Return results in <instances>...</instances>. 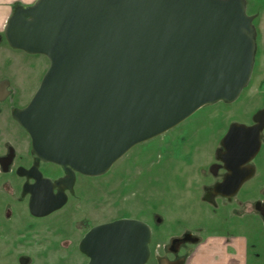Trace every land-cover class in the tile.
<instances>
[{
    "label": "water",
    "instance_id": "water-1",
    "mask_svg": "<svg viewBox=\"0 0 264 264\" xmlns=\"http://www.w3.org/2000/svg\"><path fill=\"white\" fill-rule=\"evenodd\" d=\"M254 19L245 0H37L16 6L4 30L8 46L42 55L49 66L28 105L13 116L29 134L36 160L65 174L49 185V194L33 192L31 204L55 205L30 206L32 215L63 207L66 195L52 194L53 188L73 183L75 173L104 175L132 148L202 107L235 102L253 72ZM263 130L264 108L251 125L229 126L216 153L226 174L208 201L231 199L253 176ZM151 235L143 221L117 219L90 228L78 251L84 264H147Z\"/></svg>",
    "mask_w": 264,
    "mask_h": 264
},
{
    "label": "rangeland",
    "instance_id": "rangeland-1",
    "mask_svg": "<svg viewBox=\"0 0 264 264\" xmlns=\"http://www.w3.org/2000/svg\"><path fill=\"white\" fill-rule=\"evenodd\" d=\"M245 1L247 14L255 16L256 52L251 79L239 98L202 107L170 131L132 148L104 175L79 177L68 205L36 222L26 242L18 240L23 231L0 236V264H17L20 254L28 255L31 264H84L87 259L77 249L84 234L122 218L149 225L152 256L177 239L186 242L189 235L200 244L236 236L244 237V264H264V222L251 207L263 202L264 165L259 163L254 178L232 199L218 197L213 204L205 199L215 180L209 168L229 126L252 124L264 108V0ZM48 66L42 55L0 44V78L13 81L22 98L35 93ZM262 138L261 155L264 130ZM148 264H154L152 259Z\"/></svg>",
    "mask_w": 264,
    "mask_h": 264
},
{
    "label": "flooded vegetation",
    "instance_id": "flooded-vegetation-1",
    "mask_svg": "<svg viewBox=\"0 0 264 264\" xmlns=\"http://www.w3.org/2000/svg\"><path fill=\"white\" fill-rule=\"evenodd\" d=\"M3 41L7 44L4 33L0 36V44ZM13 83L14 82L8 78H0V236H7L12 233H17L18 231H23L24 235H20V239H18L22 240L19 242L22 244L26 242L25 238H27L29 234L31 235V232H33L37 226L36 222L51 216L68 205L69 199L75 196L78 178L83 176L75 173L74 176H72V178L74 177L73 183L70 184V181L67 180L53 188L52 194L56 195L59 190H62L66 195V203L63 207L46 216L36 217L32 215L30 206L55 205L49 203L31 204L30 201L33 192L41 189L44 194H49V185L62 181L65 178V174L60 166L48 162L37 161L36 156L32 154L31 138L17 123L13 115L15 111L26 107L34 94L28 99L22 98L19 89L15 88L12 85ZM262 146L263 138L261 133V147L259 153L251 161L254 167V174L242 184L239 191L243 188L244 184L254 178L259 163L264 165V152L261 155ZM259 154L260 160L257 162L256 159L259 157ZM212 170H214V172H212ZM209 172L215 179L212 188L215 184L221 182L226 174L222 163L217 159L216 162L210 166ZM70 188L72 189V193L70 192ZM211 191L212 189L207 192L206 196ZM237 193L233 197H235ZM206 196L205 199L207 200ZM218 197L219 196L214 197L211 202L207 200V202L213 204L214 199ZM251 207L262 217L264 222V190L263 202H255ZM185 239L186 242H183L182 239H177L172 245H169V247L164 246L162 249L160 248L154 251L149 261L152 259L154 264H159L160 261L162 264H188L189 257L192 254L189 248L197 247L200 243L199 238H194L191 235L187 236ZM21 261L25 264L32 263V259L26 254H20L17 264H20Z\"/></svg>",
    "mask_w": 264,
    "mask_h": 264
},
{
    "label": "crops",
    "instance_id": "crops-1",
    "mask_svg": "<svg viewBox=\"0 0 264 264\" xmlns=\"http://www.w3.org/2000/svg\"><path fill=\"white\" fill-rule=\"evenodd\" d=\"M37 0H34V3ZM34 3L26 0H0V36L4 33L6 24L16 6L29 7ZM244 237H211L199 244L189 257L188 264H244ZM199 254L200 263L196 261Z\"/></svg>",
    "mask_w": 264,
    "mask_h": 264
},
{
    "label": "clouds",
    "instance_id": "clouds-1",
    "mask_svg": "<svg viewBox=\"0 0 264 264\" xmlns=\"http://www.w3.org/2000/svg\"><path fill=\"white\" fill-rule=\"evenodd\" d=\"M27 3H34V0H26Z\"/></svg>",
    "mask_w": 264,
    "mask_h": 264
}]
</instances>
